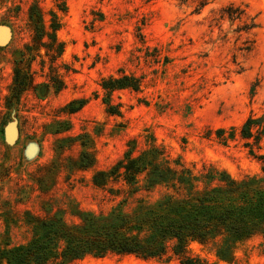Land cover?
<instances>
[{"label": "rangeland", "instance_id": "374dc122", "mask_svg": "<svg viewBox=\"0 0 264 264\" xmlns=\"http://www.w3.org/2000/svg\"><path fill=\"white\" fill-rule=\"evenodd\" d=\"M36 2L46 26L56 12L60 54L56 43L50 51L35 46L29 12ZM230 5L245 10L241 20L225 13ZM2 24L12 37L0 46V243L28 241L31 215L61 211L78 223V209L117 207L127 184L111 177L96 185L94 176L114 167L131 140L137 151L156 145L196 172L211 165L234 178L261 174L240 128L251 115L264 124V0H0ZM28 46L36 48L25 56L33 81L16 101L15 58ZM123 74L141 79L140 90L103 88V79ZM72 101L84 105L71 112ZM13 118L19 131L9 144L4 131ZM82 142L95 160L88 168L77 165ZM255 150L264 152V137ZM162 190L141 189L126 208ZM193 248L218 264H264L259 235L240 243L232 262L217 259L213 247ZM71 264L179 263L108 254Z\"/></svg>", "mask_w": 264, "mask_h": 264}, {"label": "trees", "instance_id": "16d2710c", "mask_svg": "<svg viewBox=\"0 0 264 264\" xmlns=\"http://www.w3.org/2000/svg\"><path fill=\"white\" fill-rule=\"evenodd\" d=\"M65 6V3H64ZM233 6L225 9L230 18L241 20L245 10ZM62 10H66L63 7ZM40 6L32 5L29 15L34 25L35 46L54 49L58 43L56 33L61 24L52 12L46 26ZM252 22L247 29L254 28ZM28 46L18 52L15 58L14 85L12 97L19 100L20 94L32 84L26 54H33ZM104 89L112 91L142 86L141 79L123 74L103 79ZM111 112L117 113L107 99ZM72 101L67 106L71 112L81 109ZM225 129H219L218 137ZM60 131H57L58 133ZM241 139L254 158L261 164V174L234 178L225 169L204 167L196 172L180 159H171L166 151L156 145L136 150V141L131 140L122 159L111 169L99 171L94 176L96 185L105 184L111 177L121 178L127 184L128 194L117 207L107 213L78 209L73 212L78 223L68 222L61 211L54 216L35 217L31 215V237L28 241L11 245L7 240L0 243V264H71L91 256L101 258L108 254L130 255L141 259L171 261L179 264H218L196 254L195 244L213 247L217 259L232 262L237 246L256 235L264 238V152L261 140L264 124L261 117H247L240 128ZM230 132L227 138H233ZM77 165L88 168L94 165L93 152L82 142ZM161 187L163 190L155 199H137L134 207L126 208L129 197L141 189L146 191Z\"/></svg>", "mask_w": 264, "mask_h": 264}, {"label": "water", "instance_id": "95a60500", "mask_svg": "<svg viewBox=\"0 0 264 264\" xmlns=\"http://www.w3.org/2000/svg\"><path fill=\"white\" fill-rule=\"evenodd\" d=\"M12 37V28L8 25H0V46L6 45ZM18 122L16 119L9 121L5 127V140L9 144H15L18 136Z\"/></svg>", "mask_w": 264, "mask_h": 264}]
</instances>
